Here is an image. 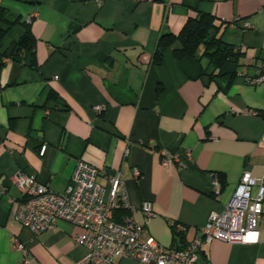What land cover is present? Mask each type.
<instances>
[{
  "label": "crops",
  "instance_id": "crops-1",
  "mask_svg": "<svg viewBox=\"0 0 264 264\" xmlns=\"http://www.w3.org/2000/svg\"><path fill=\"white\" fill-rule=\"evenodd\" d=\"M0 5L12 23L0 44V264H21L15 240L34 264H73L85 253L75 242L79 227L60 221L33 237L14 221L23 201L13 184L18 173L61 194L79 159L108 175L120 172L132 211L117 212L115 220L129 214L145 226L144 238L167 248L197 236L209 215L230 201L244 171L262 177L264 0H0ZM195 12L221 22L225 43L243 54L237 65L225 66L224 76L211 78L205 60L175 61L170 50L161 66L153 63L161 37L177 35ZM26 26L35 39L36 68L29 66L28 54L21 62L8 57ZM160 149L181 157L189 150L192 160L180 170L175 163L163 167ZM98 183L107 187L106 177L99 175ZM143 203L155 214L146 223ZM176 225L185 229L180 235L173 232ZM258 230L256 244H206L199 264H264V217Z\"/></svg>",
  "mask_w": 264,
  "mask_h": 264
},
{
  "label": "built area",
  "instance_id": "built-area-1",
  "mask_svg": "<svg viewBox=\"0 0 264 264\" xmlns=\"http://www.w3.org/2000/svg\"><path fill=\"white\" fill-rule=\"evenodd\" d=\"M95 110L100 111L101 107H95ZM245 114L256 115L251 111H245ZM44 152L45 146H42L39 155ZM128 153L126 149L125 156ZM159 157L163 167L175 163L179 170L192 160L189 150H184L181 157L179 153L160 149ZM132 173L137 180L139 170L134 168ZM99 175L106 177L107 187L98 183ZM13 184L23 196V201L17 205L14 221L33 237L51 230L60 221L81 229L75 242L85 253L73 264H119L123 259L137 264H199V252L214 240L241 245L258 243V225L264 217V172L256 179L244 171L223 210L211 213L199 234L178 249L163 247L151 237L144 238L145 226L134 221L129 214L121 222L115 220L116 212L132 211L126 180L120 172L108 175L106 169H98L79 159L66 190L61 194L54 193L34 176L23 173L13 178ZM219 192L220 186L215 181L214 193L218 196ZM141 211L145 223L155 216L150 203H143ZM173 230L181 234L185 229L176 225ZM13 247L22 255L21 264H34L22 243L15 240Z\"/></svg>",
  "mask_w": 264,
  "mask_h": 264
},
{
  "label": "trees",
  "instance_id": "trees-1",
  "mask_svg": "<svg viewBox=\"0 0 264 264\" xmlns=\"http://www.w3.org/2000/svg\"><path fill=\"white\" fill-rule=\"evenodd\" d=\"M5 16L6 9L0 5V44L12 26ZM224 29V25L214 16L195 12L193 16L186 19L177 35L167 34L161 37L153 55V63L155 66H161L165 51L170 50L175 61L191 58L200 64L201 60H205L206 69H210L211 78L224 76L225 66L237 65L243 56L237 48L225 43L222 36ZM34 48L35 39L26 26L24 34L15 43L8 57L13 61L21 62L24 55L28 54L31 56L29 66L36 68L33 57ZM206 69L202 68V71L205 72ZM122 211L125 212L124 210L118 212ZM173 232L177 234L174 230Z\"/></svg>",
  "mask_w": 264,
  "mask_h": 264
},
{
  "label": "water",
  "instance_id": "water-1",
  "mask_svg": "<svg viewBox=\"0 0 264 264\" xmlns=\"http://www.w3.org/2000/svg\"><path fill=\"white\" fill-rule=\"evenodd\" d=\"M179 247H177L176 249H178Z\"/></svg>",
  "mask_w": 264,
  "mask_h": 264
}]
</instances>
